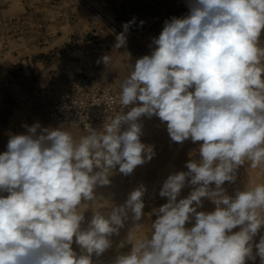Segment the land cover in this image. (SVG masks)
I'll return each instance as SVG.
<instances>
[{
	"label": "clouds",
	"instance_id": "1",
	"mask_svg": "<svg viewBox=\"0 0 264 264\" xmlns=\"http://www.w3.org/2000/svg\"><path fill=\"white\" fill-rule=\"evenodd\" d=\"M187 7L186 16L165 21L150 54L130 64L109 100L119 111L107 108L102 127L81 116L79 137L39 122L10 136L0 154V193H7L0 264H101L128 221L133 227L108 264H255L257 257L264 264V182L232 194L224 187L241 166L264 171V0H187ZM134 23L122 25L115 49L126 47ZM101 61L108 66L112 56ZM154 116L172 142H200L199 159L164 180L159 196L167 202L152 209L156 219L143 232L144 184L119 205L97 189L111 184L117 166L129 176L153 159L154 146L141 136L142 118ZM186 186L192 190L178 199ZM204 199L213 211H198Z\"/></svg>",
	"mask_w": 264,
	"mask_h": 264
},
{
	"label": "rangeland",
	"instance_id": "2",
	"mask_svg": "<svg viewBox=\"0 0 264 264\" xmlns=\"http://www.w3.org/2000/svg\"><path fill=\"white\" fill-rule=\"evenodd\" d=\"M188 11L187 0H0V154L7 150L11 135L27 134L23 125L39 122L42 127L65 126L75 137L83 135L84 124L69 126L53 116L55 106L73 90L74 82L80 78L98 79L103 85L99 91L105 99L118 94L120 80L129 74L130 64L150 54L152 38L159 36L165 21L173 16L184 17ZM133 19L126 47L115 49L116 35L123 31V24ZM261 40L264 41V32ZM104 55L112 56L108 66L101 61ZM92 104L78 107L82 109L79 112L97 113L99 116H88L86 121L99 129L108 115L107 112L103 115L108 107L103 104L93 109ZM110 108L119 111V105ZM142 123L141 142L154 146L155 156L137 166L129 176L119 173L117 166L110 177L111 184L98 188L97 194L119 205L130 191L144 184L145 215L140 223L145 224L142 231L148 232L156 219L152 209L167 202L166 197L159 196L164 180L175 172L187 171L185 164L190 159H199L200 142L192 143L190 139L183 144L172 142L166 122L155 116L142 118ZM250 182H264V171L247 169L244 165L238 169L235 183L226 182L224 187L232 194ZM191 190L186 186L178 199L187 197ZM214 208L211 201L204 199L198 211L210 212ZM91 214L90 209L86 211V219ZM192 224L194 221L186 227ZM131 227L133 224L128 221L120 235L112 237V248L98 258L101 264L116 257L117 245ZM130 247L119 252L127 253ZM73 249L79 252L75 244ZM255 264H259V257Z\"/></svg>",
	"mask_w": 264,
	"mask_h": 264
},
{
	"label": "built area",
	"instance_id": "3",
	"mask_svg": "<svg viewBox=\"0 0 264 264\" xmlns=\"http://www.w3.org/2000/svg\"><path fill=\"white\" fill-rule=\"evenodd\" d=\"M73 85V90L65 94L54 108L53 116L56 120L60 121V123L63 122L65 124H69V126H73L72 124L75 123L77 126H80L83 124L80 122L81 116H85L87 118L88 116H99L94 112H79L82 109L78 107L86 106L87 104V106H89L90 102L93 103L91 106L93 109H97L103 104H106L108 108L118 106L115 104L109 105L110 98L114 99L117 94H113L112 97L105 99L104 95L99 91V88L103 85L99 82L98 79L80 78L76 80ZM90 88L96 89V91L94 92L90 90ZM128 110V107L124 109L125 112H127ZM106 112L107 110L103 113V115H105Z\"/></svg>",
	"mask_w": 264,
	"mask_h": 264
},
{
	"label": "bare ground",
	"instance_id": "4",
	"mask_svg": "<svg viewBox=\"0 0 264 264\" xmlns=\"http://www.w3.org/2000/svg\"><path fill=\"white\" fill-rule=\"evenodd\" d=\"M90 7H91V5H90ZM98 16V15H97ZM68 126V125H67Z\"/></svg>",
	"mask_w": 264,
	"mask_h": 264
}]
</instances>
